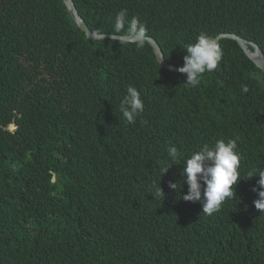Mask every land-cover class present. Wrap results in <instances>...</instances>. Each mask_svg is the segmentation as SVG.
<instances>
[{"label":"trees","instance_id":"obj_1","mask_svg":"<svg viewBox=\"0 0 264 264\" xmlns=\"http://www.w3.org/2000/svg\"><path fill=\"white\" fill-rule=\"evenodd\" d=\"M74 3L98 33L130 35L114 28L127 10L176 66L201 31L264 54V0ZM219 44L218 68L191 87L146 41L88 39L65 0H0V264H264L258 176L246 179L264 168V71L235 40ZM130 85L145 106L134 124L119 110ZM229 139L242 179L209 216L182 199L183 159Z\"/></svg>","mask_w":264,"mask_h":264},{"label":"clouds","instance_id":"obj_2","mask_svg":"<svg viewBox=\"0 0 264 264\" xmlns=\"http://www.w3.org/2000/svg\"><path fill=\"white\" fill-rule=\"evenodd\" d=\"M125 27H127L126 34H135L140 38L135 42L137 43V47H142L145 43L143 37L146 36L145 24L138 17L129 19L127 10H120L115 16V32L120 33ZM104 39L106 38L98 40ZM184 50L183 65L179 66L176 70L181 74H186V81L184 83L191 87H197L205 73H211L216 70L223 58V49L218 41L204 31H201L197 35L193 43L187 44ZM163 58L162 52L159 53V64H161ZM242 91L245 93L248 91L246 85L243 86ZM144 107L140 91L135 86H128L119 104V110L126 122L134 124L144 111ZM10 123H15L14 119L8 125ZM8 125L4 129L11 132H14L18 128L16 124L17 128L10 130L8 129ZM237 148V141L234 139L227 141L217 140L213 145L205 144L199 151H195L190 157L184 158L182 177L183 181L187 184V192L183 194L182 199L188 202L198 201L202 206L203 213L209 216L220 211L226 199H234L235 191L233 186L239 179H242L239 171L241 155ZM168 156L171 160L181 158V154L175 146H169ZM169 167L168 164H165L160 175L166 172ZM253 176H258L256 183L259 186V188L253 187V191L257 194V198L253 201V204L259 212H264V168L256 167L250 169L246 179ZM168 186L173 190L181 187L179 182L173 181H169ZM153 188L155 189V196L164 197L159 183H154Z\"/></svg>","mask_w":264,"mask_h":264},{"label":"water","instance_id":"obj_3","mask_svg":"<svg viewBox=\"0 0 264 264\" xmlns=\"http://www.w3.org/2000/svg\"><path fill=\"white\" fill-rule=\"evenodd\" d=\"M65 3H66V6H67L73 20L75 21L76 25L79 27V29L82 32L85 33V35L88 39L98 40L101 38H111V39H119V40H123V41H127V42H135L138 39H140L135 34L125 36V35H116V34H112V33L94 32L89 28L86 21L84 20V18L79 13L74 1L73 0H65ZM223 38H230V39L235 40L239 44V46L242 48L245 55L249 59H251L253 61V63L258 68H260L262 71H264V54H263L261 48L256 43H254L252 41H248V40L244 39L243 37H241L240 35L235 34V33L225 32V33H220L218 36L215 37V39L218 41V43ZM143 39H144V41H146L150 44V46L153 48L155 54L159 57V53L162 52V49H161L160 45L158 44V42L153 37H150V36H144ZM248 44H251L252 46H254L253 51L249 49ZM163 55L164 54L162 52V56ZM161 64L163 67H165L169 71L178 72L176 69L179 66L169 64L165 60V58L162 59ZM16 128H17V126L15 123H10L8 125V129H10V130H14ZM55 180H56V176L53 173L52 182H55Z\"/></svg>","mask_w":264,"mask_h":264}]
</instances>
